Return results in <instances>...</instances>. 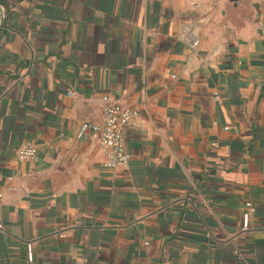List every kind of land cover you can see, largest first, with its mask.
<instances>
[{
  "label": "crops",
  "instance_id": "1",
  "mask_svg": "<svg viewBox=\"0 0 264 264\" xmlns=\"http://www.w3.org/2000/svg\"><path fill=\"white\" fill-rule=\"evenodd\" d=\"M0 224V264H264V0H0Z\"/></svg>",
  "mask_w": 264,
  "mask_h": 264
},
{
  "label": "built area",
  "instance_id": "2",
  "mask_svg": "<svg viewBox=\"0 0 264 264\" xmlns=\"http://www.w3.org/2000/svg\"><path fill=\"white\" fill-rule=\"evenodd\" d=\"M193 45H198V40H193ZM219 97V94L215 93L214 98L219 100ZM102 101L101 120L84 122L78 136L84 138L89 134L99 141L105 156V167L109 169L126 167L130 162L131 154L125 145V131L130 127H140L141 111L138 107L126 105L109 95H104ZM230 128L232 127L229 125L224 127V129ZM233 128L237 130L236 126ZM16 154L19 161L37 159L38 156L37 148L32 143L20 146ZM247 205L254 210L251 202H247ZM235 252L241 264H247L243 252L240 249H236Z\"/></svg>",
  "mask_w": 264,
  "mask_h": 264
}]
</instances>
